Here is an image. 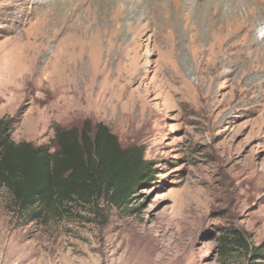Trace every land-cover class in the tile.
<instances>
[{"label":"rangeland","instance_id":"obj_1","mask_svg":"<svg viewBox=\"0 0 264 264\" xmlns=\"http://www.w3.org/2000/svg\"><path fill=\"white\" fill-rule=\"evenodd\" d=\"M214 3L0 0V55L49 75L16 82L0 57L11 139L51 148L58 127L102 123L155 170L126 208L35 221L0 187V264H264V22ZM232 232L250 252L223 250Z\"/></svg>","mask_w":264,"mask_h":264},{"label":"trees","instance_id":"obj_2","mask_svg":"<svg viewBox=\"0 0 264 264\" xmlns=\"http://www.w3.org/2000/svg\"><path fill=\"white\" fill-rule=\"evenodd\" d=\"M11 129L10 119H0V187L31 221L59 216L73 205L94 207L99 201L126 208L155 175L140 146L123 148L102 123L58 127L51 148L15 143ZM223 242L225 252L233 251L231 246L250 252L237 232Z\"/></svg>","mask_w":264,"mask_h":264},{"label":"bare ground","instance_id":"obj_3","mask_svg":"<svg viewBox=\"0 0 264 264\" xmlns=\"http://www.w3.org/2000/svg\"><path fill=\"white\" fill-rule=\"evenodd\" d=\"M216 2L217 3H214L215 9H220L222 11L221 22H225V19L226 22H264V0H216ZM187 22L197 21L193 19ZM3 56L7 58L8 67H11L9 75L17 76L16 82L22 83L23 81L27 82L30 80L31 83H34L36 80L33 81L32 78H40L41 76L44 77L43 81H45V83L48 81L49 75L45 73L46 68L40 69L39 67L36 68L33 66L34 54L31 55V53H29V55H26L24 53V55H21L19 54V48L17 50V47L13 46L12 50L8 52V55H0V57ZM57 57L60 65L59 67L62 73H64L67 65L63 50L59 51ZM15 60H20L23 64L19 62L15 63Z\"/></svg>","mask_w":264,"mask_h":264}]
</instances>
